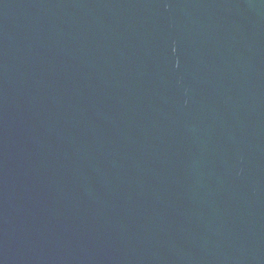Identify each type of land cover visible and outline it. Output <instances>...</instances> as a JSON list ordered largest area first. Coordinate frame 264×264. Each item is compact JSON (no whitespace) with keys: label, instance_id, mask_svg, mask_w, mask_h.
<instances>
[{"label":"water","instance_id":"water-1","mask_svg":"<svg viewBox=\"0 0 264 264\" xmlns=\"http://www.w3.org/2000/svg\"><path fill=\"white\" fill-rule=\"evenodd\" d=\"M0 264H264V0H0Z\"/></svg>","mask_w":264,"mask_h":264}]
</instances>
